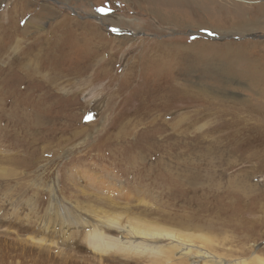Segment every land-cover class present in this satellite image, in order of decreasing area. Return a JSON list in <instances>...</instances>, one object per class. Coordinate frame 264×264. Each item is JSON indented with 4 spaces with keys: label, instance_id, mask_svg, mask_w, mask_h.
<instances>
[{
    "label": "rangeland",
    "instance_id": "374dc122",
    "mask_svg": "<svg viewBox=\"0 0 264 264\" xmlns=\"http://www.w3.org/2000/svg\"><path fill=\"white\" fill-rule=\"evenodd\" d=\"M19 1H0V264L152 263L122 226L172 264H264V107L241 104L264 92V0Z\"/></svg>",
    "mask_w": 264,
    "mask_h": 264
},
{
    "label": "bare ground",
    "instance_id": "6f19581e",
    "mask_svg": "<svg viewBox=\"0 0 264 264\" xmlns=\"http://www.w3.org/2000/svg\"><path fill=\"white\" fill-rule=\"evenodd\" d=\"M22 1H23V3L25 2L24 0H22ZM150 1H151L150 4L152 6L148 7V9L150 11H152L154 13V15H156L157 17L162 19V16H161V13H160L161 9H160L159 5L156 4L155 2H153L152 0H150ZM187 1L191 2L193 4L195 2V0H186V2ZM19 2H21V1L18 0V3ZM157 2H158V0H157ZM185 4L187 5V3H185ZM24 5L22 6V8H24ZM12 6H14V3H13ZM197 6H199V5H197ZM11 7L6 10L7 12L6 11L5 12L8 13V10L10 11ZM187 9H188V6H187ZM176 15L177 14H175V13H171L169 17H167L168 15H166L165 16V20L167 18H169L167 20L175 22V20L177 21V16ZM259 16L260 15H257L256 19H258V20L261 19V17L259 18ZM152 17H154V16L152 15ZM171 17H172V19H170ZM103 19L106 20L107 17H104ZM178 21H179V19H178ZM241 104L244 106L243 109H245L251 116L253 114V112H257V110H258L257 107H260V106L264 107V92L261 94V98H260V100L258 102L253 104V101L249 99L247 101H241ZM257 114H258V112H257ZM263 117H264V114H263ZM248 124H249V121H248ZM100 222H101L100 225H96V224L92 225L91 224V225L87 226L86 227V231L84 233L83 239L86 242V246L88 248H90V251L96 253V255L98 257L97 259H99L100 261L103 260L102 261V263H103L104 260H108L109 250H110V248L112 246V243L110 241L111 238L105 232V229L110 227V218H101ZM120 230H122V232L125 234V240H126L125 243L137 245V247H139V248H141V249H143V250L148 252L146 256H147V260L149 259L152 262L150 264H172L171 263V261H172L171 257L174 255L173 249L169 250V251H166V250H155L156 247L153 244V242L150 241L151 243H149V241L145 240V239H136V238L144 237L145 235H147V236H149L151 238H155L156 237L155 233H153V232L146 233V231H143V232L142 231H132L131 228H129L128 226L127 227L126 226H122V227H120ZM84 240H82V241H84ZM176 243H177L176 249L179 250V251L184 250V248H186V246H187L183 240H180V242L177 240ZM119 251H122V248L119 249ZM180 255L184 258V262L183 263H185L187 261V259H188V261H189L188 264H201L202 261L207 260V258H208L207 255L205 253H203V252L193 253V254L181 253Z\"/></svg>",
    "mask_w": 264,
    "mask_h": 264
},
{
    "label": "snow or ice",
    "instance_id": "6c2138e0",
    "mask_svg": "<svg viewBox=\"0 0 264 264\" xmlns=\"http://www.w3.org/2000/svg\"><path fill=\"white\" fill-rule=\"evenodd\" d=\"M104 9H100V11H103Z\"/></svg>",
    "mask_w": 264,
    "mask_h": 264
}]
</instances>
